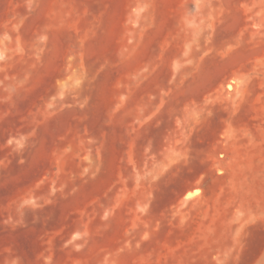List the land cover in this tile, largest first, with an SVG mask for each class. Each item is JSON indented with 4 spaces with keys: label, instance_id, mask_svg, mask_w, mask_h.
Here are the masks:
<instances>
[{
    "label": "rangeland",
    "instance_id": "obj_1",
    "mask_svg": "<svg viewBox=\"0 0 264 264\" xmlns=\"http://www.w3.org/2000/svg\"><path fill=\"white\" fill-rule=\"evenodd\" d=\"M0 264H264V0H0Z\"/></svg>",
    "mask_w": 264,
    "mask_h": 264
},
{
    "label": "bare ground",
    "instance_id": "obj_2",
    "mask_svg": "<svg viewBox=\"0 0 264 264\" xmlns=\"http://www.w3.org/2000/svg\"><path fill=\"white\" fill-rule=\"evenodd\" d=\"M188 195V194H187Z\"/></svg>",
    "mask_w": 264,
    "mask_h": 264
}]
</instances>
